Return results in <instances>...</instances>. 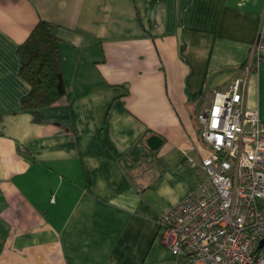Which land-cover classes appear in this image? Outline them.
Returning a JSON list of instances; mask_svg holds the SVG:
<instances>
[{"label":"crops","instance_id":"1","mask_svg":"<svg viewBox=\"0 0 264 264\" xmlns=\"http://www.w3.org/2000/svg\"><path fill=\"white\" fill-rule=\"evenodd\" d=\"M39 21L66 92L36 122L18 48ZM262 26L264 0H0V264H178L159 220L199 181L197 116L245 77L264 121Z\"/></svg>","mask_w":264,"mask_h":264},{"label":"built area","instance_id":"2","mask_svg":"<svg viewBox=\"0 0 264 264\" xmlns=\"http://www.w3.org/2000/svg\"><path fill=\"white\" fill-rule=\"evenodd\" d=\"M254 62L264 61V26L252 48ZM245 77L217 90L197 116L200 140L209 153L198 168L195 188L163 211L161 241L178 264H264V123L244 105Z\"/></svg>","mask_w":264,"mask_h":264},{"label":"trees","instance_id":"3","mask_svg":"<svg viewBox=\"0 0 264 264\" xmlns=\"http://www.w3.org/2000/svg\"><path fill=\"white\" fill-rule=\"evenodd\" d=\"M50 28L49 23L39 21L18 48L19 75L29 86V93L20 101L21 109L30 112L36 122L39 111L57 103L66 92L59 43Z\"/></svg>","mask_w":264,"mask_h":264},{"label":"rangeland","instance_id":"4","mask_svg":"<svg viewBox=\"0 0 264 264\" xmlns=\"http://www.w3.org/2000/svg\"><path fill=\"white\" fill-rule=\"evenodd\" d=\"M260 111H261L260 114L262 115V112L264 113V109H261ZM263 122H264V121H263Z\"/></svg>","mask_w":264,"mask_h":264},{"label":"water","instance_id":"5","mask_svg":"<svg viewBox=\"0 0 264 264\" xmlns=\"http://www.w3.org/2000/svg\"><path fill=\"white\" fill-rule=\"evenodd\" d=\"M263 241H264V240L260 241V244H259V246H261V244L263 243Z\"/></svg>","mask_w":264,"mask_h":264}]
</instances>
